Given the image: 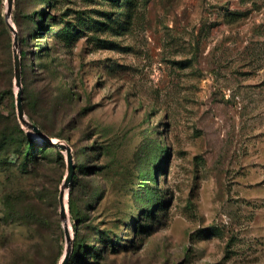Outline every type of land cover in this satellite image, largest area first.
Listing matches in <instances>:
<instances>
[{"label": "rangeland", "instance_id": "1", "mask_svg": "<svg viewBox=\"0 0 264 264\" xmlns=\"http://www.w3.org/2000/svg\"><path fill=\"white\" fill-rule=\"evenodd\" d=\"M7 7L0 264H60L67 246L66 153L18 118L14 49L26 117L73 154L66 264H264V0Z\"/></svg>", "mask_w": 264, "mask_h": 264}, {"label": "water", "instance_id": "2", "mask_svg": "<svg viewBox=\"0 0 264 264\" xmlns=\"http://www.w3.org/2000/svg\"><path fill=\"white\" fill-rule=\"evenodd\" d=\"M12 0H7V11H6V18H9V10L11 8ZM9 28L14 31V27L12 24L8 21ZM14 43L17 44L16 41V34L14 37ZM14 70H15V84L17 86V92H16V107H17V115L20 121L25 124L28 128L32 129L35 133L38 134L40 138H42L46 143L52 144L56 147H58L61 150H64L66 153V161H67V172L63 179L60 193H59V204H60V217L63 220V226H64V232H65V238L67 242V246L65 248V252L63 255V259L61 264H66L67 259L71 252L72 247V235L68 230L67 226V212H66V206L64 203V194L65 190L68 191L70 184L73 179V174L75 171V165L73 163V154L71 151V147L69 144L61 141V140H52L47 134H45L42 129L35 123L31 122L24 113L23 103H22V83H21V71H20V65H19V59L16 49H14ZM66 191V192H67Z\"/></svg>", "mask_w": 264, "mask_h": 264}, {"label": "trees", "instance_id": "3", "mask_svg": "<svg viewBox=\"0 0 264 264\" xmlns=\"http://www.w3.org/2000/svg\"><path fill=\"white\" fill-rule=\"evenodd\" d=\"M21 53H22V51H21ZM33 122V121H32ZM33 123H35V122H33ZM35 124H37V123H35ZM38 125V124H37ZM39 126V125H38ZM40 127V126H39ZM46 146L45 147H47V146H50V145H52V144H45ZM44 147V146H43ZM58 148V147H57ZM35 152H36V148L33 146V147H29V149H28V153H29V155L30 156H33L34 158H35ZM74 185H75V176H73V179H72V182H71V185H70V189H69V200H68V202H70V205L73 203V201H74V199L72 198V189H73V187H74ZM75 222H76V220H75ZM75 247V246H74Z\"/></svg>", "mask_w": 264, "mask_h": 264}, {"label": "bare ground", "instance_id": "4", "mask_svg": "<svg viewBox=\"0 0 264 264\" xmlns=\"http://www.w3.org/2000/svg\"><path fill=\"white\" fill-rule=\"evenodd\" d=\"M65 195H66V190H65V194H64V203H65V206H66V197H65ZM61 262H62V260H61ZM61 262H60V264H61Z\"/></svg>", "mask_w": 264, "mask_h": 264}]
</instances>
